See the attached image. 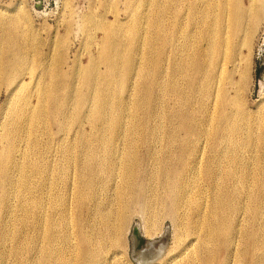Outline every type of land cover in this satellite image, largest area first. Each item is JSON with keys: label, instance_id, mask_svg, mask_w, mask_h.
I'll use <instances>...</instances> for the list:
<instances>
[{"label": "bare ground", "instance_id": "1", "mask_svg": "<svg viewBox=\"0 0 264 264\" xmlns=\"http://www.w3.org/2000/svg\"><path fill=\"white\" fill-rule=\"evenodd\" d=\"M248 1L247 6L243 4L242 0H211V3H207L205 10H202L204 12H201L199 36L194 44L191 40L183 38V32L178 34L177 31H174L175 26L170 27L167 33L165 32L166 35L164 34L167 48L165 62L169 63L168 67L166 70L161 69L160 65L163 60L159 57L162 54L161 56L156 55L158 52L155 53L154 50L155 55L151 59L155 65L152 68V80L142 82V86L137 85L139 87L137 89L134 71L140 68L138 70L144 77L148 63L151 62V57L138 61V63L133 60L132 50L118 43L117 34L119 32L116 29L118 26L115 25L116 20L113 23L111 22L110 25L102 22L100 17L88 16L84 19L79 27L82 28L84 34L90 40L96 29H100L102 32L104 30V35L94 41L98 49V57L90 55L88 66H77L72 78H74V81L79 78L80 82L82 81L86 87L95 89L102 76V74H99L97 63H104V82L113 81L122 87V92L123 90L128 91V97L121 100L104 95L107 91L102 92L100 86L98 96L93 97L91 94L82 93L78 97L76 88L78 83L72 81V74L70 75V72L64 68V64L68 62L65 60L67 56L63 54L65 57L62 55L60 57L57 54L60 59L55 58L54 52L57 44L46 42L44 45L48 46V52L40 51L38 53L40 62L39 64L35 63L36 66L31 63V53L37 52L40 42L35 44L37 41L33 42L32 35L29 32L25 36H20V24L16 19L18 17H7L4 10L0 9V80L7 93L6 101L0 109V177L3 175L4 178L2 185L11 181L12 184L13 180L10 176H7L8 173L1 165L5 163L8 165L14 158L21 156L18 167L20 180L17 184L19 191H28L29 186L33 185L32 180H35L36 177L39 180V189L43 191L47 188L51 182L50 174L54 171L48 165L47 152L54 143L55 137L53 135L54 131L52 133L51 130L50 137L48 134L44 138L46 130L55 124L58 126L57 129L64 133L60 138L61 145L63 144L61 149L67 159L70 160L73 157L69 158L70 156H68V153L72 152H66L70 150H67L66 145V143L68 144L66 141L69 135L67 129L71 128L72 124H77L82 131L80 141L86 145H83V153L80 154V158H82H77L79 164L76 171L79 180L73 190L75 195L73 211L79 213L83 212L85 208L89 209L91 215L100 221V225L89 223V227L88 229L85 228L84 236L78 247L77 244L70 243L68 240L69 227L66 219L62 217L51 226L53 236L50 238V246L43 242L40 247L42 252L40 255L44 258L47 254V258L42 260L41 264H97L103 262L104 248L106 249L104 244L110 242L123 245L120 236L126 230L134 212L142 215L146 229L152 232L156 229L162 210V212L167 211L169 217L173 219L176 231L185 221L182 213L189 214L186 219L193 218L195 220L192 224V230L205 233L201 237L205 242L198 252L200 250L206 252L201 258L187 260L184 257V251L187 250L185 248H183V252L179 250L181 252L180 256H174L177 249L180 248L175 245L173 253L165 259L160 258L159 260H162L160 263L170 264L173 260V264H215L219 254V247L216 243L219 241L220 249L225 251L222 264H232L230 259L239 251L238 245L240 244L238 242L240 239L236 238L239 233H241L242 238L244 237V240L236 264H249L246 260L249 254V241L252 242V263L250 264L264 263L262 246L259 245L264 239V176L261 174L256 176L255 183L247 188V164H245L243 157L244 152L254 145L255 147L258 146L256 147L259 150H257V157L262 159L261 162H264V109L256 115L244 106L246 103L243 100V90L246 87L244 85L247 83L250 68L248 66L249 62L242 63L246 59L242 60L240 54V51L249 45L253 32L261 20L264 11V0ZM172 2L178 1L173 0ZM172 2L161 7L158 16H161L159 14L165 10L172 15H169L170 17L174 18L177 13L174 4H171ZM18 10L16 11L18 12ZM73 12L74 10L69 1L66 0L60 19L65 27V33H67L65 35L70 34L73 30V22L75 21L71 19L75 14ZM151 22H154L153 26L157 29L160 28L158 19ZM67 39L68 36L65 40ZM152 40L151 42H153ZM155 42L154 39L153 47H155ZM44 45L41 47L45 48ZM193 46L197 47L195 53L192 51ZM123 69V73L126 75L125 79L122 76ZM238 71L241 77L240 82L236 81L234 77V74ZM163 77L168 82L167 90L173 92L174 95H178V110L172 114L170 119L176 118L179 121L178 126L181 125L184 128L187 138L181 147L175 146L176 149L171 156L168 154L163 161L156 160L158 164L156 166L164 165L167 167V164H173L175 158L178 160V166L159 170L154 173L155 177L150 179L142 171V157L139 155L140 153L138 154V149L136 148V150L133 147L139 140L138 138L129 137V148L126 151L116 149L115 144L113 148L112 144L115 139L122 136L124 130L123 137L128 139L129 131L127 129L129 125L134 127L143 126L144 129V125L148 123L147 119H140L135 123L132 121L128 125L129 120H126L124 113L129 110L127 106L129 99H135L137 107L135 105L134 107L136 109L138 107L145 108L144 106H146L149 116L159 114L160 102L157 93L163 88ZM167 78H169V81H167ZM79 86L81 87V85ZM187 87L191 90L192 96L196 98L197 107L189 112H184L185 97L183 94ZM89 113L95 123L106 126V133L102 134V130L98 132L92 128L90 131L83 129L84 120L89 116ZM194 113L198 115V118L192 115ZM37 122L39 126H36ZM173 123L176 122L173 121ZM155 132L153 129L149 134L137 133L140 140L143 138L146 141L150 135L155 137ZM178 133L177 131H171L170 136L174 139L175 136H179ZM205 135L209 139L212 155L204 163V151L199 150L192 139L199 142V139ZM102 144L109 145L107 150L105 148V156L103 155L104 151H100ZM147 153H150V151H147ZM115 156L121 158L120 163L123 170L121 176L115 175ZM150 159L155 158L151 157ZM223 159L226 162H222ZM19 163L16 162L14 165ZM259 165L263 167L260 163ZM181 166H184V170H177ZM198 173L204 175L209 181L208 188L211 191V200L207 207L203 201H200V198L198 202L193 194L195 190H201L198 186L200 176L197 175ZM158 177H162L170 185L164 193V197H160L155 193L150 185L151 180L152 182L153 180L157 181ZM200 178L202 179V177ZM114 179L118 190L116 197L102 201V197H100L102 190ZM177 180H184L186 185L178 186L175 183ZM159 187L164 189L163 184H160ZM2 192H4V188H2ZM179 195L183 196L180 198ZM1 198L0 209L5 205ZM43 201V196L37 201L34 198L28 200L31 207L38 209V211L36 210L38 214L33 213V218H36L40 224L44 223L45 229L44 231L38 229L37 233L30 235V242H27L34 249L38 247L37 241L39 239L42 238V241L46 239L48 231V226L45 228L48 224V218L41 215L44 210ZM102 202L104 204H101ZM61 203H63V199L58 196L57 205ZM239 211L240 214L241 212L247 214L248 223L251 224L247 227L244 226V231L241 232L240 228L237 231L234 223V215L239 214ZM64 213L62 212V214ZM17 220H19L17 221L19 225L26 223V217H20ZM53 229H57L59 237L69 243L66 251L61 252L55 248L56 236L53 234ZM24 230L26 229L24 228ZM10 231L6 227L0 229V262L2 263V260L13 256L16 259H14L13 264H26L22 260L26 253L24 243H14L15 245H11L12 248L9 247L10 239L21 238L22 234L17 232L18 230L15 231L16 233ZM27 237L29 236L27 235ZM160 252L161 249L157 251L153 249L150 252L141 253L144 254V257L147 256V259L153 260L161 255L162 252ZM198 252L195 253L194 257ZM31 257L33 256L31 255Z\"/></svg>", "mask_w": 264, "mask_h": 264}, {"label": "rangeland", "instance_id": "2", "mask_svg": "<svg viewBox=\"0 0 264 264\" xmlns=\"http://www.w3.org/2000/svg\"><path fill=\"white\" fill-rule=\"evenodd\" d=\"M68 1L70 3V6L74 10L73 13H75V14H73V16L71 18L73 21L75 20L73 22V30L74 31L72 30V32L68 35H65V34H67V33H65V29H64L65 27L62 24V22L60 21L66 0H0V9L4 10L7 17H12V18L18 17L16 19L18 20V22L20 24V27H19L20 36H25L27 34V32H29L32 35L33 42L35 43L37 41L35 44H38L40 42V44H38L37 52L31 53V63H34V65L36 66V64H39V62H40V60H39L40 58L38 57V53L40 51L48 52V48H47L48 46L44 45L46 42L49 44H51V43L57 44L56 51L54 52L55 58L60 59L59 56L60 57H61V55L64 56L63 54H65V56H67V58L64 56L65 60L68 61L66 64H64V68H65V70L70 72V75L72 74L71 75L72 81L75 83H78V84H76L77 85L76 88L78 90V92H77L78 97L82 93L88 94V95L91 94L93 97L98 96V94H99L98 88L100 86V87H102V92L107 91L104 93V95H109L110 98L116 99V100H118V99L121 100L123 98L126 99L128 97V91L123 90V92H122V87H120L119 84H117L113 81L108 82V83L104 82V80H103V76H104L103 72L105 71L104 63H97V66L99 68V74L100 75L102 74V76L100 77V80L97 82V87L95 89H89L88 87H86V85L82 81L80 82L79 78H76L75 81L73 80L74 78H72L73 73L75 72L74 70L77 66L78 67H79V65H80V67H87L88 66L90 55H94L95 57H98V49L96 48L94 41H95V39L101 38V36L104 35V30L102 32V30L96 29V30H94V32H93L94 35L92 36V39L90 40L88 38V36L86 34H84L82 28L79 27L80 24H82V22L84 21V19H86L88 16H92L93 18L100 17L102 19V22H104L106 24H110V25H111V22L113 23V21L116 20L117 23L115 25H118L116 27V29L119 32L117 34L118 43L122 46H127L132 50L133 60L138 63V61H141V60L146 59V58L149 59L151 57L150 61L152 63L150 62L151 65H150V63H148L147 71H146L147 74L145 73L146 77L145 76L143 77V75L140 74V70H138L140 68H138L134 71V74H136V77L134 76L136 79H134V80H136V83H137L136 89H137L138 86L139 87L142 86V84H141L142 82H146V80L147 81L152 80L151 79L152 78V71H153L152 68H154L155 65H154V61L151 59H153L155 53L158 52V54H156V55H159V56H161V54H162V56L159 57L160 59L163 60V62H161V65H160L161 69L166 70V68L168 67L169 63L165 62V57H166V52H167L166 49L167 48L165 46L166 43L164 40V34L166 35L167 30L170 27L175 26L174 31H177L178 34L183 32V38H185L187 40L188 39L191 40V42L194 44L198 40V36H199L198 35L199 34V22L201 19V14L204 12V11L202 12V10H205V6L207 5V3H211V0H176L179 3L178 2H172L173 0H68ZM242 1H243V4L246 6L249 3L248 0H242ZM170 2H172L171 4H174V6H175L176 13H177L176 16L174 15V18L170 17L172 15L167 13L165 10L159 14L161 16H158L159 9L161 7H164V5H166V3H170ZM16 10H18V12ZM23 12H24V14H23ZM22 16H23V18H22ZM114 16H115V18H114ZM156 19H158L160 22V28H158V29L155 26H153L154 22H151L152 20L154 21ZM20 21H22V22H20ZM178 22H179V24H178ZM180 22H181V26H180ZM149 23H150V25H149ZM258 26H257L256 30L253 32V35L251 37L249 45L240 51V54L242 55V56L240 55L242 60L246 59L242 63L249 62L248 66L250 68L249 69L250 70L249 75H248L249 77L246 80L247 83H246V85H244L246 87L243 86L244 87V90H243V97L244 98H243V100H244V103H246L244 106L246 107V109L248 111H250L256 115L259 114V112L262 111V109H264V104H263V101H264V11H263V14H262V17H261V20H260ZM67 36H68L69 40L68 39L65 40V38ZM152 38H153V40H152ZM154 39L156 40V42L154 43L155 47H153V45H152V43L154 42ZM151 40L153 42H151ZM43 45L45 46V48L41 47ZM196 50H197V47L193 46L192 47L193 53H195ZM36 55H37V57H35ZM138 66L140 67L139 64H138ZM244 67H245V65L243 66V68ZM150 69H152V70H150ZM123 72H124V69L122 71V74H123L122 76H123V79H125L126 75ZM168 72H169V70H168ZM236 73L234 74L235 80L240 82V79H241L240 72L238 71V73L237 74ZM168 79L169 78H167V81H169ZM162 81H164L163 82V88L160 89L159 92L157 93L159 99H161V100L158 99V101L160 102V106L158 109L159 114L158 115L156 114V116L155 115L149 116V114H147L148 108H146V106H144L145 108L138 107L137 108L138 110H137L134 107V105L137 107L135 99L131 100L128 98L129 100H128L127 106L129 107V110L127 112L125 111V113H124L126 120H129L128 125L132 121H133V123H135V121L140 120V119H142V120L147 119V122L149 124L146 123L147 125H144L146 127V128L144 127V129H143V126L142 127L141 126H135L134 127L133 125H131V126L129 125L130 128L128 127V129H127L129 131V134L127 136L128 139L126 138L127 139L126 140L125 137H123V133H125V130H124V131H122V136L118 137V139H115V141L112 144L113 148L116 145V147H115L116 149H119L120 151H123V150L126 151V149L129 148V137L138 138L139 140L137 141L136 144H134L133 147L135 149L136 148L138 149V150L137 149L136 150L138 151V154L140 153L139 155L142 157V171H144L150 179H153L155 177L154 173L159 171V170L166 169V168H173V167L178 166V160L175 158H174L173 164L172 165L167 164V167H165L164 165L156 166V164H157L156 160L159 159L160 161H163V159L168 154L171 156L173 154L172 152L176 149V147H181L187 138L185 136L186 133H185L184 128H182L181 125L178 126L179 121L176 118H174L172 120L170 119V117H172V114H174L175 111L178 110V99H177L178 95H174L173 92L167 90L168 82H166L164 77L162 78ZM104 84H105V88H104ZM79 85H81V87ZM78 87H80V88H78ZM165 87H166V90H165ZM0 89H1L0 90V109H1L2 105L5 103L6 98H7L5 86L1 83V80H0ZM162 91H163V93H162ZM125 92H127V93H125ZM185 92L183 94V96L185 97L184 112H189L190 110H193L197 107L196 98L192 96V92L189 89V87H187ZM193 93H194V91H193ZM169 94H171V95H169ZM180 96H182V95H180ZM172 98H174V99H172ZM150 99L152 100L151 96H150ZM176 102H177V104H176ZM145 109H146V112H145ZM134 115H135V117H134ZM144 115H145V117H144ZM192 115L194 117L198 118V115H196L195 113ZM153 117H155V118H153ZM168 118L172 122H170L168 120ZM196 118H194V119H196ZM173 121H175L176 123L174 124ZM168 123H170V124H168ZM53 125H51L49 128H47L44 138L47 137L48 134L50 137L51 130H52V133L54 131L53 135L55 137V141H54V143H52L51 148L47 152V156L49 158L48 159L49 167H52L54 169V171H56V172L53 171V173L50 174V179H51L52 184L50 182V185L44 189L45 191L44 190L41 191L39 189L38 177H36L35 180H32L33 185L29 186L28 191H25V192L19 191V189L17 188V184H18V181L20 180V176L18 175V167L20 165L19 162L21 160H19V159L21 158V156L14 158V160H12L8 165H6V163L4 165H1V167L3 169H5V171L8 173L7 176L11 177V179L13 180V183L11 184V182H12L11 181L10 183H4L2 185L4 178H3V175H1V177H0V198L4 194V196L1 198V201L5 205L3 207H1V209H0V211H1V214H0L1 217L0 218H2V219H0V229L6 227L7 229L9 228V231L11 230L10 232H12V233H16L15 231L18 230L17 232H20L22 234L21 238H18V239L12 238L13 240L10 239L9 247L11 245L13 246V245L17 244L18 242L19 243L23 242L25 245V248H26V250H25L26 253L24 254L22 260L26 264H31V263L41 264V261L47 258V254L45 255L44 258H43V256L40 255V254H42L40 247L42 246L43 242H46L48 244V246H50V238L53 236L51 226L54 223H57L62 217H64L66 219L68 227H69L68 240L70 241V243L74 242L75 244H77L78 247L80 245L82 237L84 236L85 228L88 229V227H89V223L92 222V223H95L97 225H100L99 219L96 217H93L91 215L89 209L85 208V210L83 212H79V213H76L73 211L74 204H75V195L73 193V190L76 188V186L78 184V180H79V176H78V173L76 171V170H78L77 165L79 164L78 163L79 160L77 158H79V159L82 158V157L80 158V154H81V152L83 153V145L84 146L86 145L80 141V137H81L80 133L82 131H81V129H79L77 124H72L71 128L67 129L68 130L67 133L69 135H68L66 142H68V144L66 142L65 143L67 145V150H69V149L70 150L66 151V152H72L70 154L68 153V156H70L69 158L73 157V159L69 160V159H67L66 155L64 154V152L61 149L63 144L61 145L60 138L62 137V134H64V133H61L60 130L57 129L58 128L57 125H55V124H53ZM36 126H39L38 122L36 123ZM158 126H160V127H158ZM91 128L95 129L98 132L102 130V134L106 133L105 132L106 126L95 123L92 120L91 114L89 113V116H87L86 119L84 120L83 129L86 131L88 129V131H90ZM153 129H154V131H156L155 137H151V135H150V137L146 141L143 138H141V140L143 139V141L141 142L140 137H139L137 132H139L140 134L141 133L149 134V132H152ZM171 131L172 132L177 131V133L180 131L178 133L179 136H177V137L175 136L176 139L175 138L173 139V137L170 136ZM205 136H202L203 138L199 139L201 142L200 141L198 142V140H196V139L195 140L192 139L193 141H195L194 142L195 146L197 145L196 147L197 148L199 147L198 148L199 150L204 151V156L206 157V158L204 157V159H203L204 163L207 160V158L210 155H212V153L210 151L211 149H210L209 139L207 138V136L206 137ZM171 137H172V139H171ZM169 138L172 140L171 142H170ZM58 139H59V141H58ZM126 144H128V145L126 146ZM102 145L104 147L102 146L100 151H102V152L104 151L103 155L105 156V148L107 150L109 148V145H105V144H102ZM223 145H225V144H223ZM76 146H77V148H76ZM253 146L248 148L244 152V155H243L245 164H247L246 165L247 166V173H246V176H247L246 186H247V188H248V186L250 187L251 185H253V183H255L256 176H259L260 174L262 176H264V172H263L264 171V169H263L264 168V162H261L262 159L258 158L256 155L257 150H258V148H256V147H258V146H256V147L255 146L253 147ZM168 147L169 148L171 147V148L169 149ZM72 148H73V150H72ZM165 148L168 149L169 151L166 150ZM221 148L224 149L223 146H221ZM147 151H150V153H147ZM154 151H156V152H154ZM151 153H152V155H151ZM164 154H166V155L164 156ZM249 154H250V156H249ZM251 154H253V155H251ZM199 155H200V152H199ZM151 157L155 158V159H150ZM255 157H256V159H255ZM120 160H121L120 157L115 156V162H116V165H115L116 174L115 175H117V176H121L123 173ZM16 162L19 163V164H17L18 166L14 165V163H16ZM76 162H77V164H76ZM222 162H226V161L223 159ZM252 162H253V164H252ZM259 163L263 167H260ZM261 168H262V170H261ZM177 170H184V166L179 167ZM256 171H258V172H256ZM197 175H200L198 178V186L200 187V189L202 191L201 190L200 191L195 190L194 191L195 193H193V194H194L195 199L197 198L196 200H198V202H199V198H200V201L201 202L203 201L204 205L207 207L208 203L211 200V194H210L211 191L208 188L209 187V185H208L209 181L206 179V177L204 175H202L200 173H198ZM200 177H202V179ZM53 178H54V180H53ZM102 179H103V177H102ZM248 181H250L251 183ZM175 183L178 186H185L186 185V182L184 180H177ZM160 184L164 185V189H160V187H159ZM150 185L152 186V189L154 190V192L157 193L160 197L165 196L164 193L166 192L167 188L170 186L169 184H167L164 181V179L162 177H158L157 181L153 180V182H152V180H151ZM2 188H4V192H2ZM117 193H118L117 185H116L115 179H114L102 190L100 197H102V201L107 200V199H114L116 197ZM183 195H179L180 198ZM42 196L44 199V201H43V205H44L43 209L44 210H43V214H41V215H43L45 218H48V224L45 226V228L48 226V231L46 234V239L44 241H42L43 240L42 238L39 239L37 241L38 247L36 249H34V248H32L31 244L28 243V242H30V239H31L30 235L32 236L35 233H37L38 229H39V231H44L45 229L43 226L44 223L40 224L37 222L36 218H33L34 217V216H32L33 213L38 214V212H37L38 209L31 207L30 203H28V200H30V198H34V200L37 201V200H40ZM58 196L63 199V203H61L62 205L58 204L59 206L57 205ZM199 196H201V197H199ZM201 199H203V200H201ZM101 204H104V203L102 202ZM31 209L35 210V211H32ZM45 209H46V212H45ZM29 210H30V212H29ZM162 211H160L162 213L160 216L161 218L159 217L161 220L159 219V222L156 226V229L153 230L152 232L148 231L146 229L142 215L134 212L130 218V223L128 224L126 230L120 236V238L123 241V245L121 243H120V245H119V243H117V244H112L110 242H108V244L105 243L104 247L106 246V249L104 248V250L106 252L104 251V256H103L105 259L102 258L103 262H99V263H101V264H165L164 262L160 263L162 260H159V259L160 258L165 259L171 253H173V251L176 247L175 245H177L180 248L177 249V251L175 252V255L173 254L174 256H177V255L180 256L181 252L184 251L183 248H185L187 250L184 251V253H185L184 257H186L187 260H192L195 258L203 257V255L205 254L206 251L200 250L198 252V250L205 242L201 238L205 233L195 232L192 230V224L195 220L193 218H190L187 220L186 218L189 214L182 213V216L185 218V221L183 222L181 227L177 228V231H176L174 229L173 219H171L169 217L167 211H165V212H162ZM62 212H65V213L62 214ZM27 214H29V215H27ZM162 216H164V217H162ZM234 216H235L234 217V223H235V226L237 228V231L239 230L238 228H240V232L244 231V226L247 227L248 225H251L248 223L247 214H242V212L240 214V211H239V214L237 213ZM20 217H26V223L25 224L19 225V222H17L19 220H17V219ZM162 218H164V219H162ZM242 218H244V219H242ZM4 223H5V225H4ZM135 223H138V226H139L138 231H139L140 239L137 238V240H135L133 237ZM15 225H16V227H15ZM41 227H43V228H41ZM58 227H59V231L61 232V228L59 225H58ZM22 228H23V230H22ZM24 228L27 231L24 230ZM166 229H168V235L167 236L165 234ZM23 231H24V233H23ZM136 233L137 232H135V234ZM53 234L56 236V241L54 243L55 248L61 252L66 251L69 243L66 241H63L59 237V233H58L57 229H53ZM24 235H26V236H24ZM27 235L29 237H27ZM236 238L240 239V241L238 242L240 245H238V247H239V249H238L239 251H237L238 253L236 252L234 254V256L230 259V263H232V264H236L237 261L239 260L238 256H239V252L241 250V247L243 246V240H244V237L242 238L241 233H239V235ZM241 238H242V240H241ZM140 240H142V241H140ZM149 240L150 241H158V243L153 244L150 248H147L145 250L146 242ZM263 241H264V239H262L261 244H259V245H260V247L262 246L261 251H262L263 259H264V251H263L264 250V247H263L264 242ZM109 243H110V245H109ZM175 243H177V244H175ZM219 243H220L219 241L216 243L217 246L219 247V254H218V258H216L215 264H222L223 259L225 257V251L220 249L221 245ZM251 243H252L251 241L248 242L249 254L246 258V260L249 264L252 263V258H251L252 257V244ZM12 246H11V248H12ZM136 246H138L137 247V249L139 250L138 257L140 259H143V258L147 259V256H145V257L143 256L144 255L143 253L148 252V251L150 252L153 249H155L156 251L161 249L162 253L161 252L160 253L162 256L158 255V257L156 259H153V260L147 259L144 262L137 263L134 260V258L132 257L133 251H134ZM27 248H28V250L29 249L30 250L28 251ZM143 248H144V250H143ZM141 252H143V253H141ZM196 252H198V253L194 257ZM31 255L33 257H31ZM14 259H15V257L9 256V257H7V259L2 260L3 262L2 263L0 262V264H6L7 262H8L7 264H11V263L13 264ZM29 259H31V260H29ZM34 260H35V262H34ZM169 261H170V259H169ZM99 263H97V264H99ZM170 264H173V260L170 262Z\"/></svg>", "mask_w": 264, "mask_h": 264}, {"label": "water", "instance_id": "3", "mask_svg": "<svg viewBox=\"0 0 264 264\" xmlns=\"http://www.w3.org/2000/svg\"><path fill=\"white\" fill-rule=\"evenodd\" d=\"M139 226H138V223H135V225H134V234H133V237H134V239L135 240H137V238H139L140 239V237H139ZM131 232V231H130ZM135 232H137L136 234H135ZM165 234H166V236L168 235V229H166V231H165ZM140 241H142V240H140ZM137 243V242H136ZM158 243V241H147L146 242V248L145 249H147V248H150L153 244H157ZM137 245V244H136ZM137 247L138 246H136L135 247V249H134V251H133V254H132V257L134 258V260L137 262V263H140V262H144V261H146L147 259H140L139 257H138V254H139V250L137 249ZM143 250H144V248H143Z\"/></svg>", "mask_w": 264, "mask_h": 264}]
</instances>
